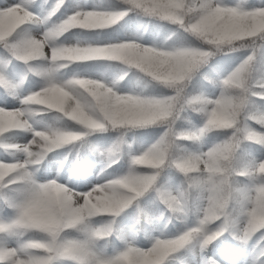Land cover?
Instances as JSON below:
<instances>
[{
  "label": "snow or ice",
  "instance_id": "6c2138e0",
  "mask_svg": "<svg viewBox=\"0 0 264 264\" xmlns=\"http://www.w3.org/2000/svg\"><path fill=\"white\" fill-rule=\"evenodd\" d=\"M0 264H264V0H0Z\"/></svg>",
  "mask_w": 264,
  "mask_h": 264
},
{
  "label": "clouds",
  "instance_id": "9594fccd",
  "mask_svg": "<svg viewBox=\"0 0 264 264\" xmlns=\"http://www.w3.org/2000/svg\"><path fill=\"white\" fill-rule=\"evenodd\" d=\"M230 49H225V51H229ZM125 139H127V136H125ZM128 143H131V141H129ZM125 148H126V145H121L120 147H119V149H118V151L120 152V153H123L124 151H125ZM79 151H83V148H79L78 149ZM96 156H97V158L98 159H107L108 157H107V155H104L103 157L101 156V154L98 152L97 154H96ZM146 163H148V162H150V161H145ZM136 223L137 224H146V223H149V220L146 218V217H144L143 215H138L137 217H136ZM258 230V229H257Z\"/></svg>",
  "mask_w": 264,
  "mask_h": 264
},
{
  "label": "trees",
  "instance_id": "16d2710c",
  "mask_svg": "<svg viewBox=\"0 0 264 264\" xmlns=\"http://www.w3.org/2000/svg\"><path fill=\"white\" fill-rule=\"evenodd\" d=\"M96 2H99V0H96ZM147 33H145V35H146ZM230 55H237V54H230Z\"/></svg>",
  "mask_w": 264,
  "mask_h": 264
},
{
  "label": "rangeland",
  "instance_id": "374dc122",
  "mask_svg": "<svg viewBox=\"0 0 264 264\" xmlns=\"http://www.w3.org/2000/svg\"><path fill=\"white\" fill-rule=\"evenodd\" d=\"M89 2H92V0H89Z\"/></svg>",
  "mask_w": 264,
  "mask_h": 264
}]
</instances>
